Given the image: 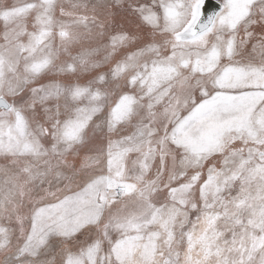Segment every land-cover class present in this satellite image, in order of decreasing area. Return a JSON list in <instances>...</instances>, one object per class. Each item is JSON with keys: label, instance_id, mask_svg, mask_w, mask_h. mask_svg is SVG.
Returning <instances> with one entry per match:
<instances>
[{"label": "snow or ice", "instance_id": "6c2138e0", "mask_svg": "<svg viewBox=\"0 0 264 264\" xmlns=\"http://www.w3.org/2000/svg\"><path fill=\"white\" fill-rule=\"evenodd\" d=\"M0 264H264V0H0Z\"/></svg>", "mask_w": 264, "mask_h": 264}]
</instances>
